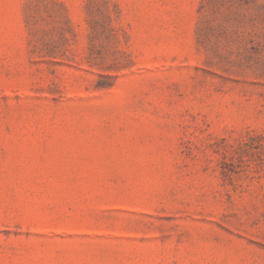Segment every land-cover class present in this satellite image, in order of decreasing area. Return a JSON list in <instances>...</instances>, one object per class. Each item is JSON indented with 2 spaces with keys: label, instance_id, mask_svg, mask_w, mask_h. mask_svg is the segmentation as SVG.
Segmentation results:
<instances>
[{
  "label": "rangeland",
  "instance_id": "rangeland-1",
  "mask_svg": "<svg viewBox=\"0 0 264 264\" xmlns=\"http://www.w3.org/2000/svg\"><path fill=\"white\" fill-rule=\"evenodd\" d=\"M0 264H264V0H0Z\"/></svg>",
  "mask_w": 264,
  "mask_h": 264
}]
</instances>
